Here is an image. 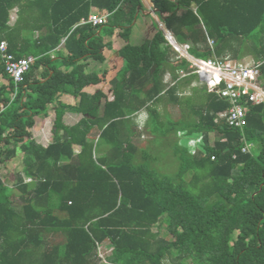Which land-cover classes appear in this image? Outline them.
<instances>
[{"label":"trees","instance_id":"obj_1","mask_svg":"<svg viewBox=\"0 0 264 264\" xmlns=\"http://www.w3.org/2000/svg\"><path fill=\"white\" fill-rule=\"evenodd\" d=\"M151 1L175 41L191 43L192 56L264 59V0ZM92 7L107 15L104 24L81 22ZM137 7L143 10L141 0H0V42L16 58H36L16 85L0 59L8 81L0 84V165L24 154L14 185L0 176V264H92L104 240L112 247L110 264L184 258L189 264H264V105L246 103V123L234 128L219 118L229 104L214 92L191 87L189 95L178 94L195 74L166 89L165 72L175 79L187 62L172 58L177 54L158 28L143 44L124 40ZM115 29L125 44L107 81V70L89 71L87 59L105 60L111 48L105 38ZM260 69L264 79V63ZM99 83L110 85L112 100L101 89L83 91ZM61 94L76 103L59 100ZM161 102L183 105L193 117L174 120L158 109ZM49 106L52 138L43 146L32 127ZM140 109L153 141H172L165 149L181 168L173 176L137 164L138 152L149 159L133 142L131 118ZM66 113L81 117L67 124ZM198 135L202 151L193 156L180 143ZM50 232L63 239L48 246Z\"/></svg>","mask_w":264,"mask_h":264},{"label":"built area","instance_id":"obj_2","mask_svg":"<svg viewBox=\"0 0 264 264\" xmlns=\"http://www.w3.org/2000/svg\"><path fill=\"white\" fill-rule=\"evenodd\" d=\"M85 22L92 25H101L106 22V15L90 13L86 20H82V23ZM175 49L181 57L190 62L192 72L203 79L208 91H215L221 99L229 103L228 110L220 114V117L225 119L228 126L238 128L245 125L247 102L264 103V87L258 82L260 63L243 66L238 63L194 59L187 52L189 49L188 44L180 47L175 46ZM0 59L4 63L6 74L16 85L22 81L24 74L36 58L32 55L16 58L14 54L8 51L7 42L2 40L0 42ZM180 73L185 75L182 71ZM247 149L243 147L242 151L244 152Z\"/></svg>","mask_w":264,"mask_h":264},{"label":"crops","instance_id":"obj_3","mask_svg":"<svg viewBox=\"0 0 264 264\" xmlns=\"http://www.w3.org/2000/svg\"><path fill=\"white\" fill-rule=\"evenodd\" d=\"M141 2H142L143 10L140 11V7H137L138 9H137V13L135 15L136 19L134 21L135 24L133 25V28L131 29V31H129V36L124 38V40L126 42H128L132 45H139V44H143V43L147 42L155 34L157 28L160 29V25L158 22L160 20V18H158V16L155 15V17L157 19V21H156V19L151 15V11L154 10L152 1L151 0H141ZM14 12H15V10H14ZM90 13H99V12L95 7H92ZM15 17H16V15H15ZM164 26H165V24H164ZM117 32H118V29H115L114 33L110 37L105 38V41L111 42V48L104 50V56H105L104 61H102V62L97 61L93 58L87 59V68L89 71L100 72L103 70H107V73H106L107 74L106 75L107 81L112 77V75L115 72V69H113V67H112V63H113L112 61L117 58V55H116L117 51L125 44V41L123 40V38H121L119 36H118L119 38L117 37ZM207 43H208V45L212 46L213 40L208 38ZM182 44H188V42L182 43ZM59 48H62V47L61 46L58 47L57 50ZM50 55L54 56V53L52 52ZM245 56H247V58H249L251 60H247V59L245 60L244 59V58H246ZM180 60H182V59H180ZM206 60H215V61H220V62L238 63L241 65H243V64L247 65V64H251L253 62H261V65L264 63V59H262V60L257 59L253 55L248 54V53H245L240 58H234V57H230L229 55H225V56H221V58L215 57V58H209ZM61 68L64 69L63 66H61ZM39 70H42V68H39ZM166 79H167V77H166V72H165L162 81H167ZM1 80L5 81V78H3L0 75V81ZM258 82L262 87H264V79L262 76L261 69H260V75L258 76ZM192 83H193V80H192L191 84ZM5 84H6V82H5ZM104 85L105 84H100V83L96 84V85H89V86L84 87L83 91H85L87 93H94L96 89L102 90ZM167 88L168 87L166 85V89ZM106 90H108V93H107L108 96L105 93ZM103 92L106 95L108 100H112L113 95L111 93L110 85H108V86L106 85V88ZM178 94L181 95V92H178ZM58 99L63 101L64 103L71 104V105L75 104L77 101L76 98H74L73 96H71L69 94H61ZM52 110H53V107H52ZM48 113H50V110H48ZM52 115H53V119H54V112L52 113ZM80 117H81V114H79V113L78 114L77 113H66L64 115L63 119H64L65 123L73 124V123L77 122L80 119ZM48 118H47V116H37L35 118V122H34V125L32 127V133H33L34 139L36 140V142H38L39 144H42L43 146H46L45 144L47 142L48 133H50L51 129H52L53 119L51 122V121H47ZM38 120H40V121H38ZM39 122H41L40 125H38ZM47 122H49V123H47ZM75 147L78 148V146H75ZM62 239H63V237L61 236L60 233H51V232L45 238L46 242H48V246L50 244L54 245V244L60 242ZM111 249H112V247L109 246L108 240H104L101 243H99V245L97 247V257L95 259H92V264H110V263H107L105 260L107 259V257L111 253Z\"/></svg>","mask_w":264,"mask_h":264},{"label":"rangeland","instance_id":"obj_4","mask_svg":"<svg viewBox=\"0 0 264 264\" xmlns=\"http://www.w3.org/2000/svg\"><path fill=\"white\" fill-rule=\"evenodd\" d=\"M15 18V12L14 10L11 11L10 13V23L13 22ZM191 45V43H189ZM111 51V50H110ZM246 58H244L245 60H251L249 58H247V56H245ZM172 58L176 61H180L178 55H175L174 53L172 54ZM201 65V64H198ZM243 66H245V64H243ZM7 84V79L1 80L0 84ZM106 85L108 86V83H105V85L103 86L102 90L104 91L106 88ZM203 84H201L198 79H194L193 83L189 86H183L182 88H180V92L181 95H189L191 93V87H197L198 89L203 88ZM106 95L108 93V90L105 91ZM108 96V95H107ZM49 110L50 113L47 114V121H51L53 119V110H52V106H49ZM158 109L160 111H167V113L170 115V117L174 120L181 118L182 115H189L192 116V113L189 111V109L185 108L183 105H174L173 103L170 102H166L163 103L161 102L158 105ZM136 115H133V117L131 118V126H134V129L136 131V134L133 138V142L139 147V148H143L147 154H148V158L149 159H145L143 161V158L141 157V153L138 152L136 155V159H137V164H139L138 162H148L149 166L152 167V169L154 171H156L160 176L161 175H167V176H173L177 171H179L180 165H179V161L178 159L171 153V151H168V148L165 149L166 147H170L171 148V139L169 138L168 141L166 142V138L162 139L157 138L155 141H153V138L149 135V133H147V131L145 130V125L142 126L141 128H139L138 123L136 122ZM146 115L142 114L138 119V122H143L145 119ZM36 118V117H35ZM40 121V120H38ZM42 122V121H41ZM38 125H40V123ZM49 123V122H47ZM97 134V129L94 128L91 130V132L89 133L91 138L96 137ZM52 138V133H48L47 136V141L49 142ZM177 140V139H176ZM163 142V144H161ZM189 147H190V151H192V153L190 152L191 155L195 156L196 154H199V151H202V148H200V144L199 143H195L193 144V142L189 141L188 142ZM188 147V146H187ZM188 147V149H189ZM75 149H77V147H75ZM103 150V148H102ZM251 151L254 152V154H256L258 152V146H252L251 147ZM24 156L23 153L18 152L17 155L10 159L7 160L5 162H3L0 165V176L3 179L4 183L6 185H14L12 184L14 182L15 179V175L20 171L21 166L23 165L22 163V157ZM136 163V162H134ZM190 179V174H188L185 177V180L188 181ZM30 181L29 178H27V182ZM13 190V195H19L18 190H16L15 188L12 189ZM154 231H156V228H153ZM177 253H174L173 256L175 257ZM173 262V263H172ZM166 263L167 264H189V260L187 259H175L174 261H169L166 259Z\"/></svg>","mask_w":264,"mask_h":264},{"label":"clouds","instance_id":"obj_5","mask_svg":"<svg viewBox=\"0 0 264 264\" xmlns=\"http://www.w3.org/2000/svg\"><path fill=\"white\" fill-rule=\"evenodd\" d=\"M103 15V14H102ZM104 15H106V14H104ZM151 15L156 19V17H155V10H153V11H151ZM157 16V15H156ZM159 18V17H158ZM106 19H107V15H106ZM82 20H86V19H82ZM82 20H81V22H82ZM156 21H157V19H156ZM159 22V25H160V22L161 23H163L164 24V22H162L161 20H159L158 21ZM85 23H87V22H85ZM91 24V23H90ZM92 25V24H91ZM102 25V24H101ZM93 26H96V25H93ZM164 28L166 29V31H167V33L166 32H164L161 28H160V30L163 32V35H164V37H165V39L167 40V42H168V44L172 47V49L175 51V53L178 55V57H179V59H185V58H183V57H181L180 56V54H179V52L175 49V46H178V47H180V46H182V45H185V44H178L176 41H175V39L173 38V36H172V34L170 33V31L164 26ZM189 44V43H188ZM191 45L189 44V49L191 48L190 47ZM189 49L187 50V52H188V54L191 56V57H193L194 59H199V60H205V59H201V58H198V57H194V56H192L190 53H189ZM185 61L187 62V68L186 69H182V70H180L179 72L177 71V77L175 78V79H173V77L171 76V74L169 73V72H166V77H167V81H163V83L164 84H166L167 85V87L169 88V87H171V86H173V85H175L178 81H180L183 77H185V76H187V75H189V74H195L196 75V77H197V79H198V81L201 83V84H203L204 86L203 87H205L206 88V90L208 91V89H207V86L203 83V79H201L196 73H193L192 71H193V69L192 68H190V62L187 60V59H185ZM253 63H260V65H259V69H260V66H261V62H253ZM252 64V63H251ZM183 72L185 75H181V73L180 72ZM260 75V74H259ZM209 92V91H208ZM214 93L218 96V94L214 91ZM218 98L219 99H221L219 96H218ZM221 100H223V99H221ZM225 101V100H224ZM227 102V101H226ZM228 103V102H227ZM248 103V102H247ZM250 103H252V102H250ZM229 104V103H228ZM254 104V103H253ZM259 104H263L264 105V103L263 102H261V103H259ZM229 108V107H228ZM228 108L226 109V110H228ZM226 110H224V111H221L219 114H218V116H219V118H223V117H220V114L221 113H224V112H226ZM137 114V119H136V122L138 123V126H139V128H141L142 126H144L145 124H146V121H147V119H148V115H147V113H146V111H145V109H140V110H138V111H136L133 115H136ZM142 114H145L146 115V117H145V119H144V121L143 122H138V118L142 115ZM133 115H132V117H133ZM246 116H247V111H246ZM224 119V118H223ZM180 133H182V132H179V133H177V137L179 136V134ZM51 141V140H50ZM50 141L48 142H46V146L50 143ZM189 141H191V142H193V144H195V143H199V144H201V142H202V135H198V136H196V137H194V136H189V137H187L186 138V141L185 142H181L180 143V145H188V147H189V144H188V142ZM42 145V144H41ZM78 150V148L76 149V151ZM30 180V179H29ZM25 182H27V178L25 179ZM111 251H112V249H111ZM106 262H107V260H105ZM108 263V262H107Z\"/></svg>","mask_w":264,"mask_h":264},{"label":"water","instance_id":"obj_6","mask_svg":"<svg viewBox=\"0 0 264 264\" xmlns=\"http://www.w3.org/2000/svg\"><path fill=\"white\" fill-rule=\"evenodd\" d=\"M138 9V8H137ZM160 28L167 33L166 29L164 28V24L160 22Z\"/></svg>","mask_w":264,"mask_h":264}]
</instances>
